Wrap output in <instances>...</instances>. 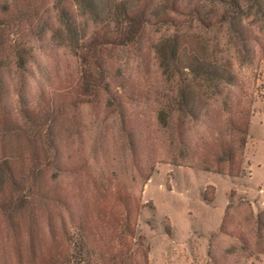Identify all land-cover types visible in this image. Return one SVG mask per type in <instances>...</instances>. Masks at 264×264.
I'll use <instances>...</instances> for the list:
<instances>
[{"label": "rangeland", "instance_id": "obj_1", "mask_svg": "<svg viewBox=\"0 0 264 264\" xmlns=\"http://www.w3.org/2000/svg\"><path fill=\"white\" fill-rule=\"evenodd\" d=\"M5 23L0 24V73L5 78L0 91V172L4 175L0 202L10 195L23 201L19 209L8 212V218L0 211V264H34L33 253L41 260L36 264L49 263L52 248L46 236V212L61 214L64 209L45 203L41 196L47 189L49 194L50 190L59 193V199L76 212L85 204L92 207L98 193L94 181H105L106 189L114 192L108 199L111 204L115 195L136 188L150 171L137 221V233L149 248V264H264L263 54L256 52L252 65L239 68L234 90L207 100L208 106L200 107V120L186 124L188 159L196 165L190 168L170 162V154L178 149L171 151L175 145L154 112L155 107L174 102L152 51L158 35L154 30L165 31L166 26L146 30L139 56L128 58L111 48L102 55L109 73L132 66V89H140L148 99L139 97L137 111L126 118V127L134 132L130 146L129 131L122 130L118 115L99 99L84 100L83 76L67 51L45 49L38 60L40 69L33 71L35 79L26 78L20 87L10 47L28 39L20 35L27 33L26 23ZM194 32L182 28L181 40L187 48H195ZM226 119L232 120L234 129L248 121L237 177L200 168L206 163L214 166L218 141L211 138L213 133L220 131L223 137L229 132L232 141L237 139L233 127L230 131L226 127ZM159 157L166 162L155 163Z\"/></svg>", "mask_w": 264, "mask_h": 264}, {"label": "trees", "instance_id": "obj_2", "mask_svg": "<svg viewBox=\"0 0 264 264\" xmlns=\"http://www.w3.org/2000/svg\"><path fill=\"white\" fill-rule=\"evenodd\" d=\"M0 14V24L26 23L23 31L27 33L20 35L28 39L10 47L11 62L21 76L20 87L26 78L35 79L33 71L40 69L38 60L45 49L67 51L83 76L84 100L103 101L109 112L118 115L124 132L128 129L126 118L137 111L140 98L148 99L140 89H132V66L109 73L103 66V52L111 48L128 58L139 56L146 30L166 26L165 31L154 30L158 35L152 51L159 76L173 93L174 102L166 108L155 107L154 112L175 145L171 151L178 149L170 154V162L190 168L196 165L188 159L186 124L200 120V107L208 106L207 100L213 101L235 89L239 68L252 65L256 52L264 55V0H2ZM183 27L196 31L191 36L195 48L182 43ZM3 84L1 72L0 91ZM247 122L243 128L234 129L232 120L226 119L229 131L233 127L232 131L238 133L236 142L230 139L232 133L226 132L223 137L220 131L213 133L211 138L218 141L212 157L214 166L206 163L200 168L239 176ZM128 131L127 143L133 146L134 132ZM154 162L166 159L159 157ZM0 173L2 184V170ZM150 176L151 171L136 188L120 191L111 204L108 199L114 192L106 189L105 181H94L98 193L92 207L91 203L85 204L76 212L59 199V193L50 190L49 194L47 189L46 195L41 196L45 203L64 209L61 214L46 212V236L52 248L48 264H149V248L137 233V221L143 187ZM22 201L20 197L15 201V196L10 195L0 202V211L8 214L15 207L19 209ZM95 204L98 210H94ZM229 207L231 204L225 208V214ZM260 217L257 216L258 225ZM30 244H34L32 240ZM32 256L34 264L41 262L38 255Z\"/></svg>", "mask_w": 264, "mask_h": 264}]
</instances>
